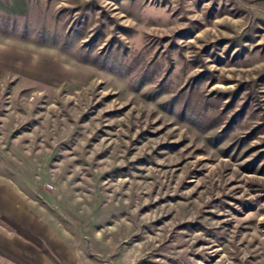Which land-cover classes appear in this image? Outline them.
Wrapping results in <instances>:
<instances>
[{"label": "rangeland", "instance_id": "1", "mask_svg": "<svg viewBox=\"0 0 264 264\" xmlns=\"http://www.w3.org/2000/svg\"><path fill=\"white\" fill-rule=\"evenodd\" d=\"M0 264H264V0H0Z\"/></svg>", "mask_w": 264, "mask_h": 264}]
</instances>
